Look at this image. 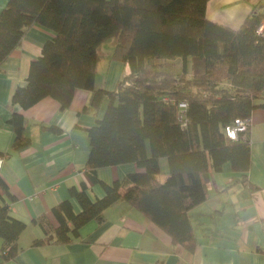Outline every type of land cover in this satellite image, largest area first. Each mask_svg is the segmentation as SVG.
<instances>
[{
  "label": "trees",
  "instance_id": "16d2710c",
  "mask_svg": "<svg viewBox=\"0 0 264 264\" xmlns=\"http://www.w3.org/2000/svg\"><path fill=\"white\" fill-rule=\"evenodd\" d=\"M207 1L8 0L1 9L0 68L31 25L39 23L53 32L31 61L26 84L14 89L13 105L27 109L51 96L66 108L76 89L83 88L90 92L83 110L98 114L108 97L104 114L84 128L91 144L85 171L104 194L92 199L85 181L70 186L81 210L76 212L69 198L55 204L57 224L45 214L34 219L46 237L32 244L68 243L80 236L85 223L102 224L105 211L124 201L167 232L172 242L194 251L190 210L207 198L211 169L219 171L230 161L242 173L239 181L257 188L247 177L252 163L248 134L230 139L225 128L237 117H249L259 105L264 34L258 27L264 15L256 6L233 28L207 17ZM109 39L115 40L111 58L130 65L112 90L96 85L100 48ZM177 57L182 59L180 70ZM189 57L201 60L203 69L190 75ZM183 101L185 108L179 105ZM9 122L12 148L30 145L24 114L13 111ZM161 157L169 166L164 177ZM126 162L139 169L122 180L108 183L97 174L99 167ZM5 196L16 199L0 176L1 254L7 260L18 254L26 222L11 214Z\"/></svg>",
  "mask_w": 264,
  "mask_h": 264
},
{
  "label": "crops",
  "instance_id": "0c3cea01",
  "mask_svg": "<svg viewBox=\"0 0 264 264\" xmlns=\"http://www.w3.org/2000/svg\"><path fill=\"white\" fill-rule=\"evenodd\" d=\"M7 2L0 0V11ZM256 6L264 15V0H208L206 15L238 28ZM261 24L264 34V17ZM52 35L49 28L34 23L0 68V156L4 157L0 176L16 197L10 200L5 196L11 214L26 222L14 258H2L0 237V264H264V90L251 112L248 133L252 163L247 177L257 188L239 181L242 173L235 171L230 161L219 171L211 169L207 198L190 210L197 239L194 251L172 242L167 232L124 201L105 211L102 224L96 220L85 223L80 236L68 243L32 244L35 238L46 237L43 226L34 219L45 214L57 224L52 213L55 204L69 198L74 210H81L69 193L70 186L85 181L92 199L104 194V188L92 182L85 171L91 144L84 128L104 114L107 96L98 114L83 110L90 96L83 88L76 89L66 108L51 96L27 109L11 102L14 89L26 84L31 61ZM114 43L109 39L100 48L96 85L107 90L114 89L119 78L130 72L128 62L111 58ZM178 59L182 62L177 57L176 63ZM13 111L24 114L31 138V144L20 150L12 148L14 131L9 118ZM51 124L58 129L47 127ZM138 169L135 163L126 162L99 167L97 174L112 183ZM168 172V160L161 157L162 177Z\"/></svg>",
  "mask_w": 264,
  "mask_h": 264
},
{
  "label": "built area",
  "instance_id": "2783aa9c",
  "mask_svg": "<svg viewBox=\"0 0 264 264\" xmlns=\"http://www.w3.org/2000/svg\"><path fill=\"white\" fill-rule=\"evenodd\" d=\"M263 31V24H260V26L258 27V32L262 33ZM182 108L186 107V102H180L179 104ZM251 126V117H246V118H241V117H237L234 119V121L232 123H230L229 125L226 126L225 128V132L226 135L230 138V139H238L239 135L241 133L243 134H248L249 129ZM4 161V157L0 156V171H1V167Z\"/></svg>",
  "mask_w": 264,
  "mask_h": 264
},
{
  "label": "rangeland",
  "instance_id": "374dc122",
  "mask_svg": "<svg viewBox=\"0 0 264 264\" xmlns=\"http://www.w3.org/2000/svg\"><path fill=\"white\" fill-rule=\"evenodd\" d=\"M180 59H178V63L177 64V67L178 69L180 70L181 69V66H182V62L179 61ZM190 62L188 63L190 66H189V69H188V73L191 75L193 73H196V72H199L203 69V63L201 60H199L198 58H191L189 60ZM99 77L102 78L103 77V74L101 72H99Z\"/></svg>",
  "mask_w": 264,
  "mask_h": 264
}]
</instances>
